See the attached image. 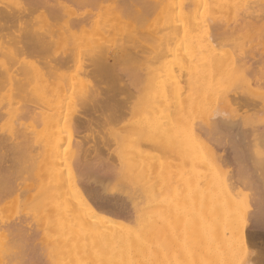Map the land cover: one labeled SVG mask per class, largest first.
Here are the masks:
<instances>
[{
  "label": "bare ground",
  "instance_id": "bare-ground-1",
  "mask_svg": "<svg viewBox=\"0 0 264 264\" xmlns=\"http://www.w3.org/2000/svg\"><path fill=\"white\" fill-rule=\"evenodd\" d=\"M68 1L69 0H21L15 5H10L5 0H0V52H6L11 58V62L9 61V64L0 66L1 85L6 82L9 84L10 88L17 93V91L23 90L25 87L34 86V83L38 78L40 81L42 80L41 82L43 85L45 83L42 87L46 86L45 88H47L48 85L51 84L52 76L57 74L61 68L68 66L77 53L75 52V46H72L73 50L71 47V49L67 48L69 50H64L65 52L63 51L62 54H59L60 52L57 54L56 52V56L54 55L52 58L45 57V54H47L46 52L49 51L50 47L57 45L60 42L71 41L72 39L77 38L78 29H80V32L88 31L86 29V25L91 22L95 23L93 24L95 27L96 38L93 41L95 43H91L93 48L90 47V49H92L89 50L90 59L87 64V68L89 69L86 70L89 74L93 73L95 76H104L110 68L115 66L120 53L126 52L127 49L130 48L128 44L141 35V39L143 40L139 43L141 44V46L139 45V51L143 54H146V48L149 47L152 37L162 43L161 48L163 46V49L161 52L159 51L161 56L167 55L172 50L170 45H168L169 43H166V35L160 32L152 34V31L149 29L144 31L138 29L134 26L135 23L132 21H135V18L137 19L138 17L141 18V20L142 18L144 19V15H146L151 9L156 10L158 8H171L175 0H112V2L107 0V2L110 1L107 5H103L104 0H74L78 4L85 2H103L102 5L100 4L99 10L85 11H81V8L76 9V3L73 5L69 4ZM238 1L239 2L237 3L239 6L222 10V19L220 18L221 15L219 16L215 9L210 10L209 20L211 23V31L208 30L207 34L202 36L196 31L187 30L189 28L191 29L192 26L194 27V25H197L200 21H203L201 19H206L203 14L201 15V12H197L198 10L196 6L199 0H182L180 6H183L182 10L184 9L181 13L183 17L182 19L184 20L182 21V19H179L181 23H178L182 26H179L178 23H176L180 27L179 28L177 26V29L180 30L182 28L181 31L183 30L184 32V30H186L189 32L184 42L181 38L182 40L179 39L180 42H177V44L175 43L176 47L174 49L175 55L177 57H183L186 62L180 66V72L178 75L171 76L168 83L164 82L166 84L165 86L163 84V90L165 91L170 88L173 90L176 89L178 90L177 92H180L187 84H192L193 87L194 85L199 87L202 83L201 86L204 87L207 85L204 83L206 75L208 76L207 78H209V74L212 72H218L221 69L224 70L225 67H227L225 69H229V71L231 70V72L237 74V77L246 81L249 87L251 80L248 75L252 74L255 76L254 82L256 81V86L254 88H248L243 92L235 91L234 94L228 95V97L225 98L227 99L228 105H230L234 111H241V109L245 110V115L243 118L241 117V120H238L239 118L237 120L226 118L223 115L217 120L213 119L214 121L211 122H205L206 120L204 121V119H195L196 121L192 119L193 121L190 124V129H192L193 133L202 134L201 137L203 134L207 135L210 141H217L222 145L225 144L227 141L226 138H228V143L234 151L232 156L231 153L228 155L234 162L239 163V168L233 170L232 172H227L226 175L220 177L219 174L217 175V166L214 165L207 168L203 166L204 164H201V161L200 163L199 160H196L200 157L203 159L202 154L198 151L200 148L198 147V149L196 147L199 141L200 142L198 144L201 143V145L203 141L200 139L198 142H195V138L193 137L191 139L193 142L189 139V141H191L189 142L191 148H189V145H187L188 142L185 141V138L188 136L184 135L187 133H185L186 131L182 129L183 126L187 127V125L185 126V124L182 123V121L187 122L184 121L182 116L184 115L183 113H185L184 110H187L188 106H190L189 104L188 106L186 105L190 100L185 99L186 96H183V98L180 94H177V98L174 97V100H176V104L174 103L176 107H174L175 105L173 107L175 109H171V105L168 104L167 108L163 110L162 113L161 107L165 106L164 99L161 101L163 102V105L161 103H159V105L156 104L159 108H157L158 110L156 109L155 114H157V112L159 114L162 113V117H160L161 119H157L158 116L154 114L155 119H153L152 123L147 124V127L143 124L144 128L141 125L143 128L141 133L143 135L141 136L142 138H139L142 140L145 136L144 139L146 140L147 138L148 142L151 141V146H155L154 148L159 150L161 155L158 156L154 153L156 157L155 161L154 156L151 155V159L148 158L150 162L153 159V163L151 162V164L150 162H143L144 159L141 154L142 152L140 153V147L143 143L140 142L141 145L139 143L137 149L135 147L137 159L133 155V158H135V160L133 159V165L135 164L136 169L134 177L130 179L134 186V193L133 191V194L129 192L127 194V198L129 197V200H131L130 203L133 208L132 212L137 214L138 225L136 228L131 227L126 230H121V225L124 224L120 223L115 217L107 216L105 212L92 206L90 194L92 192L95 193L94 190L91 191L86 189L82 182L76 178V180L73 178L70 180L69 178L64 177V175L62 176L59 173H56L58 167H60L61 163H65L66 159V157L61 158V156H58L59 150L57 149L60 148L59 146L64 141L63 136H61V129L64 125L61 124V129L59 126L51 129L48 132V136H44L45 138L43 137V139L32 137L33 134L31 135L27 131L23 130L22 127L18 128V125L16 126L18 129L15 128V131H11L9 137H4V135L1 136L0 134V164H3L2 167L4 168V173L6 172L7 177L9 174H15L16 171L14 173H10L14 162L18 160L17 158V160L15 159L14 155L21 154L22 156L24 154L27 157V162H29L32 166L37 163V160L41 157V155H45L50 159L47 174H53L54 177L50 176L51 179L49 178V182L45 185L31 183L24 184L25 187L23 188L24 185H21L22 183L19 184L16 182V179L19 176L14 175L17 177H15V181L13 180L14 182H11V177L9 178L11 182H9V186H7V180V184L5 185L6 187L0 185V207L4 205L2 203L4 193L9 194L6 196H11L14 202L24 200L25 197V200L31 201L37 199V197L43 193L46 195L43 202L49 206L46 210L47 215L45 214V217H42L40 220L37 219L35 210H32V212H27L22 217H18L19 219H12L14 220L12 221L4 215V208H0V264H12V261H15V258L12 257L13 254L18 256V253L21 252V254L25 255L28 251L26 249L27 247H25L26 251L21 244L25 242L26 245V242H28L29 239H32L33 236L39 234L38 232H40L41 226H45L48 229L56 231L55 234L51 231V236L58 239L54 246L57 252L55 258L58 259L63 255L62 261L63 259L65 260L63 264H167L170 260L166 261V257L168 258L170 255L167 256L166 252L168 247L171 245V240H174L169 238L171 237V234L175 235V241L172 243L177 245L175 246V248H177V251H175L177 252L176 258H173L174 264H238L239 256H241L242 253H244L245 256L248 255V259L245 264H264V228H261L259 223L256 222V225L253 224V226L255 225L253 231H247L239 226L240 223H238V221L240 222V219L237 220V218H239L238 214L242 213H239L241 200L250 196V194L241 190L242 187L250 188V190L254 188L260 189L259 192L254 191V193H258H256V195L258 197L257 199L260 201V212L259 210L257 211L261 214L262 209H264V125H262L261 128L251 125L250 118L252 116L248 114V111L246 110L248 107L254 110H264V63L260 64L259 60L252 63L251 59H248L247 51L244 52L242 50H240L239 52H242L238 54L237 51L232 52L230 50L231 52H228L227 54L225 53L224 55L226 57L223 58L217 55L218 46L223 38H225L228 34H232L236 27H241L247 21L246 19H248L249 16L252 17V14L264 12V3H257L256 5L254 4L255 7L252 6L249 8L246 6L247 4L245 0ZM35 12L40 13L37 17L38 19H30V15ZM201 16L204 17L202 18ZM7 21L12 22L9 23L11 26ZM168 21H170V19ZM5 22L10 26V28H17L16 32L12 31V34L14 32V34L17 35H13L11 36L13 38H9L10 42L13 41L11 42L13 45L8 43L10 45L7 47L3 46V41L9 33H5V30L9 28ZM168 23L167 27H176L175 23H169L170 26ZM138 25L140 24H137L136 26ZM138 27L141 28L142 26ZM200 31L202 33H206L205 31H202V29ZM88 32H90V30ZM81 33L80 36L82 35ZM179 37H182V34ZM225 39L228 40V38ZM178 43H180L181 46L177 47ZM86 50L88 49L86 48ZM36 53H40L41 60L37 62H28V56L35 55ZM110 53H112V55H110ZM219 55L221 56L220 53ZM87 56L89 57V54ZM207 56L211 57V66L208 64V66L204 67V69L203 67L199 69V65H195L193 68L198 70L186 73L189 69L186 64L187 62L188 65H191L190 62L199 61ZM108 59H110V62H108ZM198 63L201 65L203 61ZM185 64L188 69L185 67ZM144 65L145 64H143V66ZM146 65L148 64L146 63ZM208 67L210 72L207 70ZM141 68L143 69V67ZM222 70L220 72H222ZM217 78L215 79L217 80ZM209 79H211V77ZM215 79H213V81H215ZM37 82L38 81H36V83ZM216 82H218V80ZM157 85H159L157 87H160L157 89L160 90L162 85ZM60 86L63 88L65 83H62ZM31 91H33V88H31ZM129 92L130 91H128V93ZM94 94L95 93L91 92L90 94L84 95V99H82L85 105L89 107L91 106L90 104L95 98ZM159 95H164L162 94V89L161 94L159 93ZM193 97H195V95ZM189 98L191 99V96ZM196 98L199 101V98ZM185 100H188L186 104ZM158 101L160 100L158 99ZM165 101H167V103H171L169 102L168 96H166ZM9 102L12 103L10 100ZM203 102L204 100L201 102L200 99L198 105L199 103L204 104ZM35 106L36 104L24 105L23 109L21 108L20 110L22 114H20L21 118L23 116L27 117L26 115H31V113L35 110ZM154 106L155 104L153 107ZM202 107L204 109V106ZM2 109L3 105L0 101L1 117L3 113ZM196 109L198 110V108ZM190 110H192V108ZM180 116L183 119H181ZM163 117L165 119H163ZM89 120L79 119L74 122V125L80 127L81 124H84L82 125L83 127L90 123ZM163 121H166L165 124H167V126L163 125ZM88 125L90 126V124ZM182 132L184 134H182ZM148 135L149 137L152 136L150 137V140H148ZM151 138L153 140H151ZM194 142L196 145H194ZM125 146L122 148H125ZM89 150L91 152L92 149ZM89 150H87L88 153ZM189 150L192 152L191 155V152L188 153ZM119 152L121 153V150ZM95 153L97 154L96 150ZM100 154L102 153L99 149L98 156ZM188 154L193 156L195 160L194 163H191L193 166L189 169L191 171H189L190 174L186 172L187 170H185L182 165L184 162L185 165L187 164L188 160L185 161V159H188ZM228 155L223 156V159V157L217 156L216 152L209 147V156L212 157L213 160L217 159L216 161L220 162L222 158V162L227 165V163L230 162V157ZM83 156H85V154ZM147 156H150V154ZM122 158L119 157V159ZM70 160L79 161V159L74 156H71ZM122 160L118 161L122 162ZM129 160H131V158ZM87 162L88 161L85 163ZM127 162L128 161H126V163ZM211 163L210 165H212ZM238 163L234 164L237 166ZM15 164H19V162H15ZM189 164L190 163L188 162L187 165ZM187 168L189 167L187 166ZM31 170L33 174L39 175L38 167L31 168ZM11 176L14 178L13 175ZM3 179L5 180V178ZM148 179H151L150 184L147 183ZM189 179L192 182V185L187 183ZM201 179L204 182L206 181L205 188L200 186ZM189 187L192 188L193 196L188 195V200L191 199L190 197H193V200L191 199V203L194 206H191L195 207L194 210L191 209L190 211L186 206V193L189 191L191 192V190L187 189ZM22 188L23 191L21 192ZM22 193L24 196L23 198L21 197V199L20 194ZM149 199L152 200V204L147 206L146 200L149 201ZM108 201L111 206L119 207L120 205L117 198L115 199L114 197H109ZM200 203H202L201 208L199 206ZM40 217L41 216H39V218ZM188 225L190 226L188 229L190 230L189 232L187 231ZM9 236H11L12 239L15 237V241L8 240ZM188 239H191L190 244ZM172 245L171 248H173ZM22 247L24 249V253H22ZM255 247H258L259 250L251 251V249ZM34 248L31 251L33 254ZM29 252L30 251H28V253ZM31 253L29 254L32 255ZM19 257L21 258L24 256L22 255ZM24 258H22L23 261ZM27 258L28 259L25 260L28 262L29 257ZM37 258L35 259L36 261H38ZM26 261L24 264H27ZM58 263L59 262L52 260L50 264ZM19 264H21V262Z\"/></svg>",
  "mask_w": 264,
  "mask_h": 264
},
{
  "label": "rangeland",
  "instance_id": "rangeland-1",
  "mask_svg": "<svg viewBox=\"0 0 264 264\" xmlns=\"http://www.w3.org/2000/svg\"><path fill=\"white\" fill-rule=\"evenodd\" d=\"M5 1L7 3H9L10 5H15L16 3H19L21 0H5ZM110 1L112 2V0H110ZM110 1L107 2V0H104L103 1L104 4H103V2L102 3L101 2H97V3L85 2L82 4H78L74 0H69L68 3L73 4V5H75V3H76V5H75V7H77L76 9L81 8L80 9L81 11H85V10H99L100 4L101 5L102 4L107 5ZM181 2H182V0L181 1L175 0L172 7L168 8V9H165V8H158L156 10L151 9L149 12H147V14L149 13L148 15L145 13L146 15H144V19L142 18V20H141V18L138 17L137 19L135 18V21L134 20L132 21L135 24L136 23L140 24L138 26L143 27V29H142V27L139 28L138 26H136L137 24L136 25L134 24V26L138 29H141L143 31L149 29L152 31V34L155 32H157V33L160 32V33H163L164 35L167 36L166 43L167 44L169 43L168 45H170L172 50L165 56H163V55L161 56V53H160L163 49V46L161 48L162 43L158 42L154 37L151 38V42L149 44V47L146 48L147 49V52H146L147 55L140 52L139 49H140L141 44H139V43L142 42V40H143V39H141V37H142V35H141L138 37L139 39L137 38L128 44V46H130V48H128L129 50L127 49L126 52L120 53L119 59H118L117 63L115 64V66H113V68H110L109 71L104 76H98V75L95 76V74H93V73L89 74L86 72V70L89 69V68H87L88 67L87 64L89 63V59H90V51L89 50H91L93 48L91 46V43L92 44L95 43L93 41L96 38V32H95V27H94L95 23L91 22V23H88L86 25V27H87L86 29L88 31L90 30V32H88V31L82 32L81 31L82 32L81 33L80 29H78L77 30V32H78L77 38L72 39L71 41L69 40V41L60 42L59 44L50 47L49 51L46 52L47 54H45V57L52 58V57H54L56 52H57V54L59 52H60L59 54H62V52L64 50L66 51V50H69L71 48L73 50L72 46H75V49L78 50V51L75 50V52L77 54H76L75 58L69 63V65L64 67V68H61L57 72V74L52 76L51 84H49L50 86L48 85V87H47L48 89L45 88L46 86L42 87L45 85V83L43 85V83L41 82L42 80L40 81L38 78L36 79V81H38V82L36 83V81H35L34 86L25 87L23 90L17 91V93H15L16 91H14L12 88H10L9 84H7L6 82L2 83L3 86L0 83V101L2 102V105H3L2 117L0 116V134H1V136L4 135V137H9L11 131H15V128H17L16 126L19 125L18 128L22 127L23 130L27 131L31 135L33 134L32 137H37L38 139H41V138L43 139L44 136L45 137L48 136V132L51 129L57 128L56 126H59V128L61 129V124L64 125V127L62 126V129H61V131H62L61 136H63L64 141L59 146L60 148H57V149L59 150L58 156L59 157L61 156V158L66 157V159H65V163L64 162H63L64 164L61 163L60 167H58L56 173H59L62 176L64 175V177L69 178L70 180H72V178L73 179L76 178L77 180L82 182L83 186L86 189L91 190V191L94 190L95 193L92 192L90 194L92 206L103 211V212H105V214L107 216L115 217L120 223L124 224V225H121V230H124V229L126 230V229H129L131 227L136 228L138 225V222H137L138 218L136 216L137 214L132 212L133 208H132V204L130 203L131 200H129L130 199L129 197L127 198V194L129 192L132 193V191L134 190V188H133L134 186L132 184V181L130 180L134 177V173H135V169H136L135 164L133 165L134 160H135V158H133V155L137 159L135 147L137 149V146H139L140 142L144 144V145L142 144V146L144 148L142 146H141L142 148L140 147V153L142 152L141 154L143 155V159H144L143 162L149 163L150 162L149 159H151L150 158L151 155L154 156V161H155L156 157H155L154 153L157 154L158 156L161 155V152L159 150L155 149L154 145H153L154 147L151 146V144H152L151 141H150L151 142L150 143L147 141V138H146V140L144 139L145 136L143 138L144 140L143 139L141 140L139 138H142L141 136L143 135L141 133V131H143L142 129L144 128L143 124L145 127H147V124L153 122V119H155V117H154V114L156 113L155 111L157 108H159L158 106H156V104L159 105V103H161L163 105V102H161V101H163L164 99L166 100V96L169 97V102H171V103H167V101L164 100V102H165L164 105L166 107L160 106L162 108V109L160 108L162 113H163V110H165L167 108L168 104L171 105L170 106L171 109L172 108H173V110L175 109L174 107H176V105H175L176 100H174V97L177 98V96L179 94L181 97L186 96L185 99L190 100V101L185 100V104L188 101V103L186 105L188 106V104H189L190 106H188V109H187L188 111L185 109L186 108V106H185L184 109L186 111L184 110L185 113H183L184 115L182 116L184 118V121H187V122L182 121V123H184L185 126L187 125V127L183 126V128H182L183 130L186 131L185 133H187V134H184L183 132H182V134H184L185 136H188V137H186L187 140L184 137L185 141H187L188 143L191 141L193 142V140H191L193 137L195 138V142L196 141L198 142L200 139H201V141H203L202 142L203 146L201 145V143L198 144L200 141L197 143V146H196L197 148L198 147L200 148V149L198 148L199 149L198 151L200 152V154H202L203 159H201V157H200L196 160H199V162L201 161L202 163L201 162L200 163L202 165L204 164L203 166H205L207 168H209L210 166L212 167L214 165L217 166L216 167V170L218 169L217 175L219 174L220 177H223L224 175H226L227 172H230V171L232 172L233 170H236L239 168V166H238L239 163L234 162L232 160V158L228 155L231 153V156H232L233 155L232 153L234 152L232 150L233 148H231L230 147L231 145L228 143V138H226L227 141L225 142V144H222V145L219 144L217 141H212V140L210 141L208 139L207 135L203 134V136L201 137L202 134L193 133L192 129H190L191 128L190 124L195 119L196 120L197 119H201V120L204 119V121L206 120L205 122H207V121L211 122V121L217 120L218 118H220L223 115L226 118H232V119H236V120L239 118L238 120H241L243 118V116L245 115V110L241 109V111L240 110L234 111L230 107V105H228L227 99H225V98L228 97V95L234 94L235 91L236 92L237 91L243 92V91L247 90L248 88H254L256 86V84H255L256 81L254 82L255 76L252 74L248 75L249 79L251 80L250 81V87H249V85L246 81H244L242 78L237 77V74H234L233 72H231V70L229 71V69H225V68H227V67H225L224 68L225 71L221 69L222 72H220L221 71L220 70V71H218L219 73L218 72H215V73L212 72L213 75H212V73L209 74L211 79H209L210 77L207 78L208 76L206 75V77L204 79V83H205V85L206 84L207 85L204 87L201 86L202 83L199 85V87L195 86V85L193 87L192 84H187L184 86V88L180 92H177L178 90H176V89L173 90L170 88L166 89L165 91L163 90V84L165 86V84L168 83V81L170 80L171 76L178 75L180 72V66L184 62H186V60L183 59V57H177L175 55V49H174L176 47L175 45L177 44V42H180L179 39L182 38L183 42L185 41V39L188 35V32H189L186 30H184V32H183V30L181 31L182 28L180 30L177 29L179 26H182L181 24H179V23H181L180 20L183 18L181 13L184 10V9L182 10L183 6H180ZM237 2H239V1L238 0H199V2L197 3V6H196V8L198 10L197 12L198 13L201 12V15L203 14L206 17V19L203 18L204 16L203 17L201 16L203 18L201 20H203V21H200L197 25H194L195 28L192 26L193 28L191 27V29L189 28L187 30L196 31L202 36L207 34L208 30L211 29V27H210L211 23L209 20V11L212 9H215L217 11V13L219 14V16L221 15L220 18L222 19V15H223V13H221L222 10L230 8V7H234V6H239ZM240 2H242V1H240ZM245 2L247 4L246 6L251 8L252 6L255 7V5L257 3H264V0H245ZM39 14L40 13H36V12L31 14L30 19H34V18L36 19L39 16ZM253 15H254V17H253ZM255 15H257V16H255ZM40 17H41V15H40ZM132 19H134V18H132ZM169 19H170V21H168ZM183 20L184 19H182V21ZM246 20L247 21L241 27H236L232 34H228L225 37V38H228V40H226L225 38H223L224 40L222 39L221 43L218 46L217 55L219 57L223 58V57H226L224 55L225 53L227 54L228 52H231V51L232 52L237 51V54L241 53L242 51H244V52L247 51L248 59H251L252 63L254 61L259 60L260 64H263L264 63V12H261V13L259 12L258 14L254 13V14H252V17L249 16V18ZM168 22L171 24L175 23L176 27L175 28L167 27ZM9 23H12V22L10 21V22H8V24ZM176 23H178L179 26ZM5 24H7V23L5 22ZM8 24H7V27L10 25V24L9 25ZM13 24H15V23H13ZM10 26L7 30H5V33L9 32L8 34L6 33L8 36L6 35V39H4V41H3L4 42L3 46H6V47L8 45H10L8 43L13 42V41L10 42L9 38H13L11 36L17 35V34H14V32L12 34V31L16 32L17 28H14V27L10 28ZM169 26H170V24H169ZM243 27H245V28H243ZM201 29H202V31H205L206 33H202L200 31ZM179 32H180V34H179ZM80 33L82 34L81 36H80ZM181 34H182V37H179V36H181ZM178 46H181V44L178 43L177 47ZM90 47H92V48L90 49ZM67 48H69V49H67ZM86 48L88 50H86ZM142 50H143V48H142ZM240 50H242V51L239 52ZM138 51L142 54H140ZM124 53H126V54H124ZM219 53L221 54V56L219 55ZM88 54H89V57L87 56ZM154 54H155V56H154ZM110 55H112V53H110ZM49 56H51V57H49ZM208 57H210V56H207L206 58L200 59L199 61L190 62L191 63V65L189 64L190 66L188 65V62H187L186 64H187L189 69L186 67V64H185V67L188 69V71L186 69V71H187L186 73H188L189 71L193 72L195 70H198V69L193 68L195 65H199L198 66L199 69H201V67H203V69H204V67H207L208 64L210 65L211 64L210 62H212V60L210 61L211 57L210 58H208ZM148 58L150 59V61ZM10 59L11 58L9 57V54H7L4 51L0 52V66H2L4 64H9ZM39 60H41L40 53H36L35 55L28 56V58H27L28 62H33V61L37 62ZM202 61H203V63H201ZM108 62H110V59H108ZM198 62H200L201 65ZM204 62H206V63H204ZM146 63L149 66L146 65ZM192 63L193 64L196 63V64L193 65ZM143 64H145V65L143 66ZM150 66H152V67H150ZM141 67H143V69ZM209 67L207 70L210 72ZM226 70H227V72H226ZM208 71H207V73H208ZM186 73H185V76H186ZM214 76H215V78L219 77V78H217L218 82H216L217 80L214 78ZM213 79H215V81H213ZM70 80H71V82H70ZM164 82H166V83H164ZM62 83H65V86L64 87L62 86L63 88H61V86H60ZM204 83H203V85H204ZM157 84H160V86L162 85V88H161L162 94H164V95L166 94L165 96L159 95V93L161 94V89L160 90L157 89V88H160V87H157V86H159ZM196 87H197V89H196ZM31 88H33V91H31ZM127 88H128V90H127ZM34 89H35V91H34ZM62 91H63V93H62ZM128 91H130V92L128 93ZM91 92L95 93L94 95H95L96 99L94 98V100L90 104L91 106L89 107V106L84 104V102H83L84 98L83 97L85 94H90ZM58 94H59V96H58ZM156 95L161 96V97L163 96L165 98L162 97L163 98L162 99L161 97H157ZM189 95L191 96V99L189 98L190 97ZM194 95H195V97H193ZM96 96H98V97H96ZM196 97L199 98V101L201 99V102H202V100H204V102H203L204 104L199 103V105H198L199 101ZM153 98H154V100H153ZM158 99L160 101H158ZM9 100L12 103H10ZM192 101L194 104L192 103ZM212 101H213V103H212ZM190 102L193 105H195V103H196V105L193 106ZM34 104H36V106L34 108L35 109L34 111H36V112L33 111L31 113V115H29V116L26 115L27 117L23 116L22 117L23 119H22L20 116L21 108L23 109L24 105H34ZM154 104H155V106H154L155 108L153 107ZM202 106H204V109ZM195 107L198 108V110ZM8 108H9V110H8ZM191 108H192V110H190ZM189 110H190V112H189ZM246 110L248 111V114H250L252 116L250 118L251 125H254L255 127L261 128V126L264 125V110H254L250 107H248ZM50 113H51V116H50ZM161 114H159L158 112H157V114H155L158 116L157 119L162 117ZM18 117H20L22 120ZM182 117H181V119H183ZM79 119H87V120L90 119L89 120L90 123H88V124H90V126L87 124V125L83 126L84 127L83 128L82 125H84V124H81L80 127H77L76 125H74V122H76ZM163 119H165V118L163 117ZM176 119H180V118H176ZM16 120H17L18 124H17ZM201 120H198V121H201ZM165 123H166V121L165 122L163 121V125L167 126V124H165ZM15 124H17V125H15ZM141 125L143 128L141 127ZM186 128H187V130H186ZM190 130H191V132H190ZM62 133H63V135H62ZM148 137H149V135H148ZM150 137H152V136H150ZM150 137L148 140H150ZM85 138H87V139H85ZM189 139L191 141H189ZM151 140H153V139L151 138ZM142 141H145V142H142ZM195 142H194V145H196ZM80 143H82V144H80ZM141 143H140V145H141ZM188 143H187V145H189V148H191L190 143L189 144ZM126 144H128V145H126ZM153 144H155V143H153ZM123 146H125V148H122ZM209 147H211L216 152L217 156L223 157V156L228 155L230 157L229 158L230 162L227 163V165H226V163L222 162V158H221L220 162L216 161L217 159L213 160L212 157L209 156ZM96 148L98 149V151L100 149V151L102 153L99 156H98V151ZM86 149L87 150L92 149L94 151L91 150V152H90V150H89V153H88ZM95 150H96L97 154L95 153ZM120 150H121V153L119 152ZM117 151H118V153H117ZM83 152H84L85 156H83L84 155ZM144 152L147 155L150 154V156H147ZM190 152L191 151L189 150L188 153H190ZM191 154H192V152L190 153V155ZM23 155L22 156H21V154L14 155L15 159L16 158L18 159V160L16 159L17 161H15V162L16 163L19 162V164H15V162H14V164L10 170V173L11 172L14 173L16 171L15 174H11V175H13V176L17 175L19 177L14 176V178H13L10 174L7 177V174H6V172L4 173V168L2 167L3 164H0V183H1L0 185L1 186L4 187L7 184V182H8L7 186H9L10 179H12L11 182H14L15 177H17L16 182H18L19 184L22 183L21 185L31 184V183L32 184L35 183V184L45 185L49 182V178L51 179L50 176L54 177L53 174H50V175L47 174L48 173L47 168L50 164V159L47 156L41 155V157L38 158L37 163L34 166H32L29 162H27L28 161L27 157L25 155L24 156ZM118 155H120V156H118ZM121 155L123 156V158ZM190 155L188 154L187 155L188 159H185V161L188 160L187 164H188V162L190 164L185 165V162L182 164L184 169L187 170L186 171L187 173H189V171H190L189 169H191L193 166L191 163L195 162L193 156H190ZM71 156L78 158L79 161H71L70 160ZM187 156H186V158H187ZM119 157H121L123 160L119 159ZM130 158H131V160H129ZM139 159H140V157H139ZM143 159H141V160H143ZM223 159H224V157H223ZM21 160H23V161H21ZM118 160H122V162L121 161L119 162ZM125 160L128 162L126 163ZM147 160H149V161H147ZM152 160H151V162L153 163ZM86 161H88V162L85 163ZM131 161H133V162H131ZM151 162H150V164H151ZM128 163L132 166H130ZM210 163L212 165H210ZM234 163H238L237 164L238 167ZM45 166H46V168H45ZM185 166H186V168H185ZM187 166L189 168H187ZM34 167L35 168L38 167L39 175L32 173L31 168H34ZM200 167H202V166H200ZM19 170H20V172H19ZM216 170H215V172H216ZM2 176H4V177H2ZM3 178H5V180ZM6 180H7V182H6ZM150 180L151 179H148L147 183L150 184L151 183ZM4 182H6V183H4ZM202 182H204V181L201 179L200 186L205 188L206 187V183H205L206 181L204 183H202ZM187 183H189V185H192V182L190 181V179L188 180ZM24 187H25V185L23 186V188ZM129 187H130V189H129ZM23 188L21 189V192L23 191ZM107 188H114V189L118 190L115 195L110 196V197H114L115 199L117 198V200L120 202V203L118 202L120 204L119 207L111 206V204L108 201L109 197L102 198L100 196V193ZM187 189L191 190V192L189 191L186 193L187 194L186 195V200H187L186 206H187V209H189V211H190L191 209L194 210V208H195V207H192L194 205H192V203H191V201L193 200V197H190L192 200L191 199L188 200L189 196H193V192H192V188L189 187ZM241 190H243L247 194H250V196L243 198L241 200V208H243V209L240 208L239 213H241V212L242 213L238 214L239 218H237V220L240 219V222L238 221V223H240L239 226L241 228H243L247 231H253L254 226L257 223H259V218L261 215L259 213L260 212V201L257 199L258 197L256 195V193L259 192L260 189L254 188V189L250 190V188H245V187L243 188L242 187ZM254 191H257V192L254 193ZM23 193L20 194V198L21 197L23 198V196L25 194V193L24 194ZM133 193H134V191H133ZM6 195H9V194L4 193L3 194L4 199H2L3 200L2 203L5 206L2 205L3 207L1 206L0 208H4L3 209L4 215L11 220L12 219L17 220V219H19L18 217H22L27 212L28 213L32 212V210H35V213L37 215V219H39V220L42 219V217H45V214L47 215L46 210L49 208V206H47L43 202L46 198V195L43 193H41L40 196L38 195L39 197H37V199L28 201V200H25V198H26L25 197L24 200H20L19 202H14L13 198L11 196H6ZM25 196H27V195H25ZM147 200H146V205L150 206L152 204V200L151 199H149V201H147ZM199 206L201 208L202 203H200ZM196 207L198 208L197 205H196ZM257 210H259V212ZM39 216H41V217L39 218ZM12 221H14V220H12ZM241 223H242V225H241ZM253 224H255V225L253 226ZM251 225H252V227H251ZM189 228H190V226L188 225L187 226L188 232L190 231V230H188ZM191 230H192V228H191ZM51 231H53V230L48 229L45 226L44 227L41 226L40 232H38L39 234H36V236H33L32 239H29V241L26 242V245H25V242L21 244L24 247V249H25V247H27L26 249L28 251H30L29 253H31V251L34 247L37 248V249L34 248V254L36 255V257L33 253H31L32 255H30L26 249L25 250L27 251L26 252L27 255H26V253H25V255L21 254V252L19 251L20 253H18V256H16L15 254H13V252L15 251V249H14L12 254L15 255L16 257L11 254L12 257L15 258V261L13 260L12 261L13 263L12 262L11 263L14 264V262H15V264H19L21 262V264H22V261H23L22 258L27 256V257H29V260L27 262L25 259H28V258L27 257L24 258L23 264L25 261L27 262V264L28 263L29 264L30 263L31 264H37V263L38 264H50L52 260L63 264L65 262L64 259L62 261L63 255L61 257H59L58 259L55 258L57 252H56V250H55L56 248L54 246H55V242H57L58 239L51 236ZM53 232L52 233L55 234L56 231L54 230ZM170 236L171 237H169V238L174 239V240L170 239L174 243L175 235L171 234ZM34 237L37 239H35ZM14 238L15 237H13V239H12V237L9 236L8 240H14L15 241ZM188 240H189L188 242L190 244L191 239H188ZM29 242H31V243H29ZM172 242H171V245L173 244ZM19 243H21V242H19ZM171 245L168 247V250L166 252L167 256L170 255L168 258L166 257V261L170 260V262L169 263L167 262V264H170L172 262H173L172 264H174V259L176 258L177 252H175V251H177V248H175V246H177V245L173 244L172 245L173 248H171ZM187 245H188V243H187ZM23 247H22V249H23ZM28 247L30 250L28 249ZM30 247H32V248H30ZM24 249H23L22 253H24ZM187 249H188V247H187ZM254 250H259V248L255 247V248L251 249V251H254ZM173 251H174V253H173ZM242 254H241V256H239L238 264H245L247 259H248V255L245 256L244 253H242ZM22 255L24 257L20 258L19 256H22ZM36 258L38 261L35 260ZM31 259L33 262L31 261ZM19 260H21V261H19ZM188 262H189V259H188Z\"/></svg>",
  "mask_w": 264,
  "mask_h": 264
},
{
  "label": "snow or ice",
  "instance_id": "snow-or-ice-1",
  "mask_svg": "<svg viewBox=\"0 0 264 264\" xmlns=\"http://www.w3.org/2000/svg\"><path fill=\"white\" fill-rule=\"evenodd\" d=\"M117 191L118 190L114 189V188H107L100 193V196L102 198H107V197L115 195L117 193ZM259 225L261 228H264V209H262V212H261V215L259 218Z\"/></svg>",
  "mask_w": 264,
  "mask_h": 264
}]
</instances>
